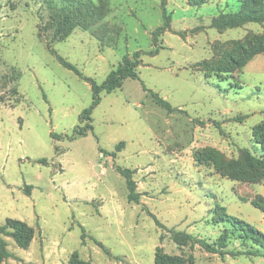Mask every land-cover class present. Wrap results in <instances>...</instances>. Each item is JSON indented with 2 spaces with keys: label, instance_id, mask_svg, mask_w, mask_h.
<instances>
[{
  "label": "rangeland",
  "instance_id": "1",
  "mask_svg": "<svg viewBox=\"0 0 264 264\" xmlns=\"http://www.w3.org/2000/svg\"><path fill=\"white\" fill-rule=\"evenodd\" d=\"M93 1L105 10L95 30L52 40V7L78 0H0V225L17 219L33 229L27 248L2 235L12 256L1 264H71L75 251L83 264H155L159 247L186 264H264L179 244L171 233L215 241L227 226L215 222L222 206L264 232V211L253 204L264 183L228 174L241 148L264 156V51L245 43L264 24L213 27L239 0ZM166 15L171 27L154 45ZM46 34L99 83L126 54L144 52L138 79L101 93L87 135L76 130L87 123L80 115L93 102L90 82L58 60ZM120 145L116 157L107 153ZM118 166L135 171L140 203L129 201ZM251 245L234 237L229 248Z\"/></svg>",
  "mask_w": 264,
  "mask_h": 264
},
{
  "label": "trees",
  "instance_id": "2",
  "mask_svg": "<svg viewBox=\"0 0 264 264\" xmlns=\"http://www.w3.org/2000/svg\"><path fill=\"white\" fill-rule=\"evenodd\" d=\"M239 3L240 8L237 12L220 14L213 20L212 26L223 30L240 27L250 22L264 24V0H239ZM51 14L54 21L52 26L49 27V29L53 31L52 40H63L77 27H82L84 29H92L94 27L95 30L98 23L104 17L105 10L102 8L101 4H97L93 0H78V3L72 8L53 6ZM165 18L164 25L156 28L152 33L154 45H156L159 34L169 30L171 27V17L166 15ZM45 37L48 47L53 54L57 56L58 60L66 68L73 70L82 79L90 82L93 92V102L91 106L83 110L80 115L81 121H86L87 123L84 127L76 130L80 135H87L88 130L94 129L91 122L92 113L102 100L101 93H111L115 91L123 86L126 79H138V69L142 63V55L144 52L138 50L132 55L126 54L119 66L113 69L103 82L99 83L94 78L85 76L75 64L58 54L57 50L51 46L52 40L48 39L47 34ZM245 43L254 54L264 51V33L261 36L255 37L247 35L245 37ZM158 51L159 48H155L149 53L154 54ZM143 87L150 92L157 104L165 107L169 111L175 109L170 102L162 98L159 93L148 89L144 83ZM121 143L123 144L124 142ZM120 150L121 145L116 148V151L107 153L116 157L117 151ZM240 152V158L228 161V174L238 180L264 183V156H254L247 148H241ZM117 170L126 178L129 201L140 203L141 193L138 191V184L134 178L135 171L131 168H123L120 166L117 167ZM25 190L30 193L31 186H27ZM259 198L262 199V197ZM253 204L264 211V199L261 200V202L254 201ZM216 211L218 214L215 216V222L225 223L227 226L215 241L209 242L205 239H198L183 231H171L173 239L179 244H187L188 242H191L192 245L199 244L207 252L219 254L220 256L252 254L264 257V232L262 230L238 216L227 213L226 208L223 206L216 208ZM151 215L155 217L157 223L161 227L165 228L164 224L161 223L154 214ZM8 228H10V230H8ZM3 234L11 235L20 247L27 248L32 241L33 229L25 222L17 219H8L5 226L0 225V264L3 260L12 256V253L8 249L7 242L2 237ZM234 237L241 239L242 245L247 246L249 240L253 241V245L249 246L246 252L231 250L229 245ZM192 263L193 259L190 261V264ZM71 264H83L79 258L78 251L73 253ZM155 264H186V262H183L178 257L165 253L163 248L159 247L156 251Z\"/></svg>",
  "mask_w": 264,
  "mask_h": 264
}]
</instances>
